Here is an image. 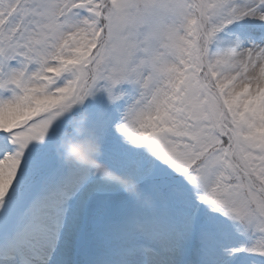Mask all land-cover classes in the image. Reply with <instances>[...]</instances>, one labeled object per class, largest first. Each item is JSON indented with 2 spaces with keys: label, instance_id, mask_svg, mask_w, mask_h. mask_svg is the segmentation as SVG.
<instances>
[{
  "label": "snow or ice",
  "instance_id": "1",
  "mask_svg": "<svg viewBox=\"0 0 264 264\" xmlns=\"http://www.w3.org/2000/svg\"><path fill=\"white\" fill-rule=\"evenodd\" d=\"M0 264H264V0H0Z\"/></svg>",
  "mask_w": 264,
  "mask_h": 264
},
{
  "label": "rangeland",
  "instance_id": "2",
  "mask_svg": "<svg viewBox=\"0 0 264 264\" xmlns=\"http://www.w3.org/2000/svg\"><path fill=\"white\" fill-rule=\"evenodd\" d=\"M86 121L87 115L84 112L77 114L74 118L69 120L62 141L64 151L70 158L75 159L70 154V148L73 145L78 146L84 151L85 156H87L90 161H94V163H84L79 161L80 163L90 165L94 169H96V165L108 169L106 161L102 158V145L87 132ZM108 170L110 171V169ZM113 173L116 177H119V173Z\"/></svg>",
  "mask_w": 264,
  "mask_h": 264
},
{
  "label": "clouds",
  "instance_id": "3",
  "mask_svg": "<svg viewBox=\"0 0 264 264\" xmlns=\"http://www.w3.org/2000/svg\"><path fill=\"white\" fill-rule=\"evenodd\" d=\"M76 146L73 145L70 148V154L77 159L78 161L84 162V163H94V161H90V159L87 156H80L78 155L73 149ZM96 169L100 172L101 175H105L108 174L111 178H118L115 176V174L113 172H110L108 169L101 167L100 165H96Z\"/></svg>",
  "mask_w": 264,
  "mask_h": 264
}]
</instances>
